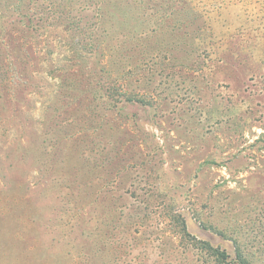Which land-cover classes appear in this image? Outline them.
I'll return each mask as SVG.
<instances>
[{"label":"rangeland","instance_id":"obj_1","mask_svg":"<svg viewBox=\"0 0 264 264\" xmlns=\"http://www.w3.org/2000/svg\"><path fill=\"white\" fill-rule=\"evenodd\" d=\"M193 238L264 264V0H0V264H204Z\"/></svg>","mask_w":264,"mask_h":264},{"label":"trees","instance_id":"obj_2","mask_svg":"<svg viewBox=\"0 0 264 264\" xmlns=\"http://www.w3.org/2000/svg\"><path fill=\"white\" fill-rule=\"evenodd\" d=\"M31 23V22H30ZM48 27H53L55 29L60 28V26H56L55 24H47L43 26H34L35 30H41L46 29ZM62 28V27H61ZM64 28V29H63ZM62 28V34L68 38V32L70 31V27H63ZM73 41V45L75 47L74 53L76 54V60L77 64L83 66V63L80 61L79 58L85 59V56H93L95 54V50L93 46L90 44H83V42L77 40L76 38H71ZM68 44V43H66ZM50 55V53H49ZM75 58H72L74 60ZM83 69L84 68H80ZM66 75V69L64 67H55L50 70V74H58V72H64ZM85 71V70H84ZM100 85V81L98 82ZM100 90L104 92V94H99L100 90L96 89L95 95L93 96V100L98 101L97 103H101V100H106L107 102H104L106 104V109L108 111H117L120 108V105L124 104H137L138 106H145V107H152L155 105V102L149 98L148 96L144 94H140L138 92H130L127 90H124L123 87L117 85L116 83L110 84L108 87H105L104 85H100ZM96 104V103H95ZM171 212V210H170ZM171 216V215H170ZM170 221L173 225H176V228H173L174 233H176L179 237L182 239L186 236L191 238L189 231L187 229V226L185 224V221L183 220V216L181 214H173L170 217ZM188 242V241H186ZM191 247H193L196 250H199L200 253L203 256V263L204 264H253L250 260H248L244 253L237 250L235 259L232 258L230 254L224 249H222L219 246H214L208 241L193 238L191 241Z\"/></svg>","mask_w":264,"mask_h":264}]
</instances>
